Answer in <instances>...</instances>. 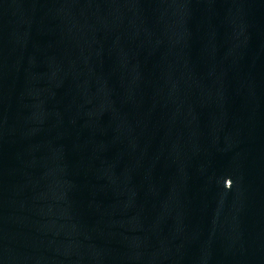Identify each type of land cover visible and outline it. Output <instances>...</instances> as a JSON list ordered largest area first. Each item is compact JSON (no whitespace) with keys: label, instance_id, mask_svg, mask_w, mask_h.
<instances>
[{"label":"water","instance_id":"obj_1","mask_svg":"<svg viewBox=\"0 0 264 264\" xmlns=\"http://www.w3.org/2000/svg\"><path fill=\"white\" fill-rule=\"evenodd\" d=\"M0 264H264V0H0Z\"/></svg>","mask_w":264,"mask_h":264}]
</instances>
